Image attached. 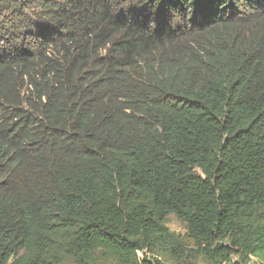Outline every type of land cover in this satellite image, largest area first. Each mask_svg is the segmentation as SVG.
<instances>
[{
    "label": "trees",
    "instance_id": "obj_1",
    "mask_svg": "<svg viewBox=\"0 0 264 264\" xmlns=\"http://www.w3.org/2000/svg\"><path fill=\"white\" fill-rule=\"evenodd\" d=\"M161 252L264 264V0H0V264Z\"/></svg>",
    "mask_w": 264,
    "mask_h": 264
},
{
    "label": "rangeland",
    "instance_id": "obj_2",
    "mask_svg": "<svg viewBox=\"0 0 264 264\" xmlns=\"http://www.w3.org/2000/svg\"><path fill=\"white\" fill-rule=\"evenodd\" d=\"M166 225L171 230V232L175 233L178 237H180L189 247L192 246L191 240L187 237L185 226L177 220L175 215L172 214L167 217ZM138 258L140 260H143L144 259L143 253L139 252ZM149 258L152 260L153 259L158 260L163 264H209L207 260L200 257H193L179 262L164 252L163 253L161 252L159 255H149ZM238 260H239L238 256H233L232 260L226 264H234L238 262ZM65 264H75V262L72 259H67L65 261ZM109 264H120V263L118 262L116 263L115 261H113L110 262ZM248 264H263V261L253 258L249 261Z\"/></svg>",
    "mask_w": 264,
    "mask_h": 264
},
{
    "label": "built area",
    "instance_id": "obj_3",
    "mask_svg": "<svg viewBox=\"0 0 264 264\" xmlns=\"http://www.w3.org/2000/svg\"><path fill=\"white\" fill-rule=\"evenodd\" d=\"M251 259H253V257Z\"/></svg>",
    "mask_w": 264,
    "mask_h": 264
}]
</instances>
